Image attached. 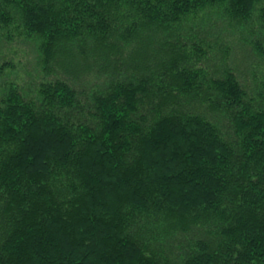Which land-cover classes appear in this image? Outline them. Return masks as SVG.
I'll return each mask as SVG.
<instances>
[{
	"label": "trees",
	"instance_id": "16d2710c",
	"mask_svg": "<svg viewBox=\"0 0 264 264\" xmlns=\"http://www.w3.org/2000/svg\"><path fill=\"white\" fill-rule=\"evenodd\" d=\"M0 264H264V0H0Z\"/></svg>",
	"mask_w": 264,
	"mask_h": 264
},
{
	"label": "rangeland",
	"instance_id": "374dc122",
	"mask_svg": "<svg viewBox=\"0 0 264 264\" xmlns=\"http://www.w3.org/2000/svg\"><path fill=\"white\" fill-rule=\"evenodd\" d=\"M6 55H9V60L13 61L14 63V70L11 72V76L14 81H19L22 79V63L24 61L23 59V53L18 47H10L9 49L6 50Z\"/></svg>",
	"mask_w": 264,
	"mask_h": 264
}]
</instances>
